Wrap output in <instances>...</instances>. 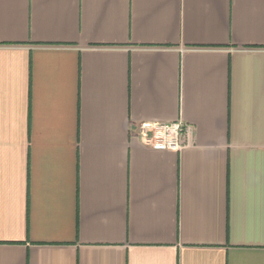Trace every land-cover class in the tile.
Masks as SVG:
<instances>
[{
	"label": "crops",
	"instance_id": "obj_1",
	"mask_svg": "<svg viewBox=\"0 0 264 264\" xmlns=\"http://www.w3.org/2000/svg\"><path fill=\"white\" fill-rule=\"evenodd\" d=\"M0 264H264V0H0Z\"/></svg>",
	"mask_w": 264,
	"mask_h": 264
},
{
	"label": "built area",
	"instance_id": "obj_2",
	"mask_svg": "<svg viewBox=\"0 0 264 264\" xmlns=\"http://www.w3.org/2000/svg\"><path fill=\"white\" fill-rule=\"evenodd\" d=\"M186 126L178 121L169 124L144 123L139 126L140 141L155 151H177L185 143Z\"/></svg>",
	"mask_w": 264,
	"mask_h": 264
}]
</instances>
